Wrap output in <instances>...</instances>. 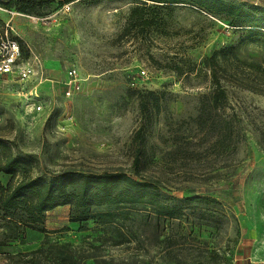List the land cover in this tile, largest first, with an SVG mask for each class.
Listing matches in <instances>:
<instances>
[{
  "label": "rangeland",
  "instance_id": "374dc122",
  "mask_svg": "<svg viewBox=\"0 0 264 264\" xmlns=\"http://www.w3.org/2000/svg\"><path fill=\"white\" fill-rule=\"evenodd\" d=\"M223 1L264 11V0ZM136 5L137 0H53L40 15L0 11V18L11 19L25 59L36 57L42 71L25 82L1 79L0 141L28 159L31 176L133 174L130 144L141 127L140 173L180 210L162 218L171 245L151 234L119 244L92 219L72 222L74 210L66 205L47 212L46 233L0 219V264H54L31 253L55 245L72 247L73 257L78 248L83 259L77 264H232L236 257H264V40L187 4L150 3L149 14L160 22L146 34L118 39ZM212 55L226 92L220 111L240 137L235 151L225 155L208 151L211 140L194 123L200 97L211 92L203 62ZM175 66L184 73L173 72ZM70 68L76 81L67 88ZM33 103L41 110L32 111ZM21 177L17 172L14 180ZM9 179L0 173L3 185ZM194 196L206 202L182 201ZM119 221L156 219L143 211Z\"/></svg>",
  "mask_w": 264,
  "mask_h": 264
},
{
  "label": "trees",
  "instance_id": "16d2710c",
  "mask_svg": "<svg viewBox=\"0 0 264 264\" xmlns=\"http://www.w3.org/2000/svg\"><path fill=\"white\" fill-rule=\"evenodd\" d=\"M52 2L53 0H0V8L27 15H40L41 9ZM137 2L139 5L130 10L118 39L146 34L151 25L160 22L156 14H149L150 3L154 8L187 4L211 15L220 16L230 26L252 32L264 40V11L257 5H234L223 0ZM216 62L214 55L203 62L205 69L209 71L211 92L200 97L194 123L207 140H211L208 151L225 155L235 151L240 137L233 121L220 111L226 101V92L213 70ZM172 70L179 76L184 73L179 66L173 67ZM147 94L154 95L152 92ZM157 102L154 98L155 105ZM139 108L142 113L148 110V102L143 97ZM130 149L133 174L114 170L99 173L69 171L51 176H31V164L28 159L13 155L7 144L0 141V150L3 151L2 157L0 156V173L10 176L6 185L0 182V219L13 223L20 230L30 229L46 233L43 228L46 213L57 207L70 205L75 214L74 218H70L72 222H86L92 219L94 224L108 228L119 244L137 241L139 237L151 234L155 241L162 238L166 247H169L171 244L167 223L162 218L178 215L180 210L168 203L169 200H174L173 198H162L157 193V183L140 173L145 157V141L141 127L134 132ZM17 172H21L22 177L14 180ZM182 201L198 204L206 202L198 196L187 197ZM143 211L152 214L156 219L153 224L150 223L151 226L150 221H119L122 218L131 219ZM149 228L151 231H148ZM66 248L64 245L39 248L33 251L31 256L40 261L49 257L54 264H77L79 259H83L78 248L74 247V257L72 247Z\"/></svg>",
  "mask_w": 264,
  "mask_h": 264
},
{
  "label": "built area",
  "instance_id": "2783aa9c",
  "mask_svg": "<svg viewBox=\"0 0 264 264\" xmlns=\"http://www.w3.org/2000/svg\"><path fill=\"white\" fill-rule=\"evenodd\" d=\"M64 7L68 8L67 5ZM0 11L7 14H19L14 11H8L0 8ZM42 72L39 61L36 57L23 58L22 47L16 37V33L11 24V19L5 20L0 18V81L3 77L14 76L20 81H29L36 78L38 73ZM141 75L145 74V71H140ZM76 81V70L70 68L66 72V81L64 84L67 88H70ZM131 84H133L131 82ZM35 92V90H34ZM33 92V93H34ZM70 90L65 91L66 95H69ZM32 94V92H30ZM32 111H40L41 105L29 104Z\"/></svg>",
  "mask_w": 264,
  "mask_h": 264
},
{
  "label": "crops",
  "instance_id": "0c3cea01",
  "mask_svg": "<svg viewBox=\"0 0 264 264\" xmlns=\"http://www.w3.org/2000/svg\"><path fill=\"white\" fill-rule=\"evenodd\" d=\"M65 77H66V75H65ZM44 223H45V221H44ZM232 264H264V257H262V258H253L250 256L236 257V258H234V261L232 262Z\"/></svg>",
  "mask_w": 264,
  "mask_h": 264
}]
</instances>
